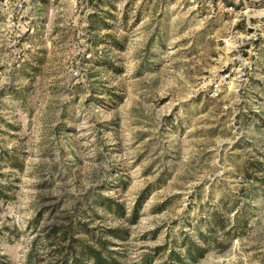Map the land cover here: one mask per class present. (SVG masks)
I'll return each instance as SVG.
<instances>
[{
	"label": "rangeland",
	"instance_id": "rangeland-1",
	"mask_svg": "<svg viewBox=\"0 0 264 264\" xmlns=\"http://www.w3.org/2000/svg\"><path fill=\"white\" fill-rule=\"evenodd\" d=\"M26 1L21 34L0 0V264H264V0ZM233 30L255 49L212 97Z\"/></svg>",
	"mask_w": 264,
	"mask_h": 264
},
{
	"label": "built area",
	"instance_id": "built-area-1",
	"mask_svg": "<svg viewBox=\"0 0 264 264\" xmlns=\"http://www.w3.org/2000/svg\"><path fill=\"white\" fill-rule=\"evenodd\" d=\"M198 6V0H192ZM4 7L8 14L7 23L9 28L17 33H27L30 29V21H27L28 14L26 13L27 1L26 0H4ZM225 11L229 14H237L234 5L225 7ZM253 35L247 32H240L238 30L232 31L224 40L223 45L227 49V63L232 65L231 71L224 73L221 78L214 84L210 94L212 97L218 96L221 90L231 82V73L235 69V62L241 67L245 61V54L254 50V46H250V39ZM262 38L259 37L258 41L264 49V33ZM256 37V36H255ZM263 41V42H262ZM260 46V49H261Z\"/></svg>",
	"mask_w": 264,
	"mask_h": 264
},
{
	"label": "trees",
	"instance_id": "trees-1",
	"mask_svg": "<svg viewBox=\"0 0 264 264\" xmlns=\"http://www.w3.org/2000/svg\"><path fill=\"white\" fill-rule=\"evenodd\" d=\"M119 214L121 211L120 205H115ZM110 208V206H108ZM122 231H115L113 234H116L120 237ZM119 237V238H120ZM187 247V256L192 262H197L198 258H202L207 249L199 248L194 245V243H190L186 245ZM71 255L68 253L67 258L64 260V264H118L116 258L114 257V251L110 250L109 242L105 240H97L94 245H82L79 248H71ZM174 259L178 261L180 264H187L186 260L180 259L178 255H173ZM151 261L147 262L150 264Z\"/></svg>",
	"mask_w": 264,
	"mask_h": 264
}]
</instances>
